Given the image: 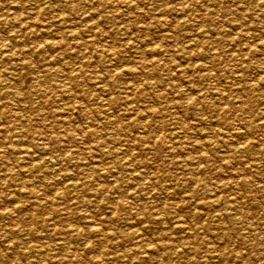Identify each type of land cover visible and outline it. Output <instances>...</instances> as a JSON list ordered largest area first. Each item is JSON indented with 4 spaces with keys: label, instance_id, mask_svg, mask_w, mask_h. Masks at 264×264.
Listing matches in <instances>:
<instances>
[{
    "label": "rangeland",
    "instance_id": "374dc122",
    "mask_svg": "<svg viewBox=\"0 0 264 264\" xmlns=\"http://www.w3.org/2000/svg\"><path fill=\"white\" fill-rule=\"evenodd\" d=\"M0 264H264V0H0Z\"/></svg>",
    "mask_w": 264,
    "mask_h": 264
},
{
    "label": "bare ground",
    "instance_id": "6f19581e",
    "mask_svg": "<svg viewBox=\"0 0 264 264\" xmlns=\"http://www.w3.org/2000/svg\"><path fill=\"white\" fill-rule=\"evenodd\" d=\"M163 145V144H162ZM29 222V221H28ZM27 226V225H26ZM30 228V227H29Z\"/></svg>",
    "mask_w": 264,
    "mask_h": 264
}]
</instances>
